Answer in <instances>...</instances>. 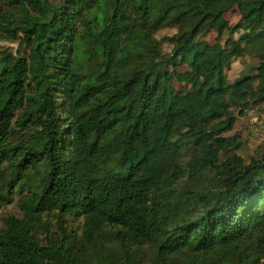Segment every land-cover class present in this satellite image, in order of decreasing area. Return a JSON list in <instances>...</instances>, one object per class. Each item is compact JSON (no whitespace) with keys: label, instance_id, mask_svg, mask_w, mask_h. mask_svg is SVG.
I'll use <instances>...</instances> for the list:
<instances>
[{"label":"trees","instance_id":"1","mask_svg":"<svg viewBox=\"0 0 264 264\" xmlns=\"http://www.w3.org/2000/svg\"><path fill=\"white\" fill-rule=\"evenodd\" d=\"M0 39L25 45L0 52V264H264V144L225 136L264 104V0H0Z\"/></svg>","mask_w":264,"mask_h":264},{"label":"rangeland","instance_id":"2","mask_svg":"<svg viewBox=\"0 0 264 264\" xmlns=\"http://www.w3.org/2000/svg\"><path fill=\"white\" fill-rule=\"evenodd\" d=\"M226 16L232 26L242 22V15L238 11L236 6H232L228 9ZM175 32V29L166 28L158 33V39H161L163 36L171 35ZM243 32H237L234 34L235 39H239ZM229 37L228 33L221 36L217 31L212 30L210 34H208L205 39H207L212 44L222 42L224 43L226 39ZM242 45L245 47V53L241 56H236L233 58L231 66L226 69V75L230 82H234L235 80L241 78L244 75H254L256 74V67L259 64V59L257 57V49H253L246 42H243ZM164 51L170 52L172 49V45L169 43L163 44ZM4 50H9L14 53L23 52L25 50V45L20 41H8L0 39V52ZM191 71V68L187 65L181 66L179 68V72L187 77ZM176 89L179 94L185 95L188 92L192 91L195 86L188 84L186 82H178L175 83ZM237 113V122L232 131H229L225 134V136L232 142L237 144L236 150L239 154H241L246 160H249L250 156L255 155L259 156L262 151V147L264 144V104L253 105L247 111H245L244 115H240L238 111ZM110 164L112 161L109 162ZM3 168V172H4ZM1 176V175H0ZM10 176L5 173L4 180L0 181V195L4 192L7 196L8 190L2 191L1 187L7 184V180ZM27 182L33 184L34 182V174L29 172L27 175ZM182 187H185V183ZM9 196H7L8 198ZM200 208L193 204L190 208L191 214H198ZM19 207L17 203V197L13 198L10 203H5L0 199V231L6 227L5 219L10 214H19ZM51 219L53 222V229H56V218L55 217H45L44 220ZM83 218L82 217H68V226L70 229L77 231V233L82 232L83 227ZM117 253L116 252H105L103 257L106 258L109 255V259H114ZM96 258V256H94ZM93 257V259H94ZM106 260L100 262L99 264H104ZM95 261V260H94Z\"/></svg>","mask_w":264,"mask_h":264}]
</instances>
